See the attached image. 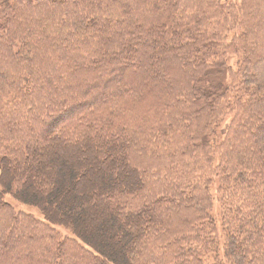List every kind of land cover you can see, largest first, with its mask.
Segmentation results:
<instances>
[{
	"label": "trees",
	"instance_id": "16d2710c",
	"mask_svg": "<svg viewBox=\"0 0 264 264\" xmlns=\"http://www.w3.org/2000/svg\"><path fill=\"white\" fill-rule=\"evenodd\" d=\"M17 3L33 17L1 10L0 73L34 87L9 104L0 91V264H70L54 227L82 242L81 264H264V0ZM51 7L78 41L32 39ZM5 195L44 223L22 235Z\"/></svg>",
	"mask_w": 264,
	"mask_h": 264
},
{
	"label": "rangeland",
	"instance_id": "374dc122",
	"mask_svg": "<svg viewBox=\"0 0 264 264\" xmlns=\"http://www.w3.org/2000/svg\"><path fill=\"white\" fill-rule=\"evenodd\" d=\"M7 2V4H3L0 6V17L3 15L1 13V10L3 8H8L9 11L8 13L13 14V15H20L21 20L17 21L15 23V21H13L12 17H7V21L10 24H18L21 25V21L25 18V16H30L33 17L30 13L32 12V8L29 6H21L17 3V0H2ZM223 2L226 1H233V0H221ZM10 8H17L20 11H13ZM35 20H37L38 22H40L41 24L43 23L44 27H35L32 24V21L29 23V25L27 27H29L31 29V34L33 33L34 35L32 36V39L34 38H40L41 40H45V41H54V40H58V39H68L72 42H76L78 41L77 37L75 36L74 32L69 31L66 29V27L69 25L71 22L69 20V18H64L61 16V13L58 9H56L55 7H51L48 11L46 16H41V17H34ZM55 24L54 27H49L50 24ZM69 23V24H67ZM234 30V29H233ZM60 38V36H62ZM232 35V31L230 33H228V40L226 42L229 41L230 37ZM9 38H14V37H10ZM16 42V40L18 39H12ZM54 47V44H53ZM53 47H48V49L42 53L40 56H36L37 58H40L41 56H45V55H50L53 53ZM16 48L21 49L24 52V55L28 58H33V53L27 51L25 48H23L21 46V44L19 43L18 45H16ZM60 53H62V51H60ZM63 55V54H62ZM65 56H63L62 58L64 59ZM80 58L82 60H85L84 56L81 55ZM224 59L226 60L227 64L231 67V74L227 75L225 80H224V84L227 87V93H226V104L227 102L229 104H233L234 98L238 95H240V81H241V76L237 73V69L240 63V59H241V54L238 52H233L231 50H229L228 52L224 53ZM28 75H22V76H17L15 74L12 73H0V91L1 94L3 96H7L6 102L9 104L11 101H14L16 99L19 98V102L21 100L25 99L26 95H29L31 90L34 87L33 82L30 80V78H27ZM12 82V83H11ZM24 97V98H23ZM23 105V104H21ZM234 115V111L232 112L231 110H228L224 115H223V125H225L226 123L230 122L232 117ZM133 162L135 164H137V160L133 159ZM1 178V177H0ZM1 186V185H0ZM210 191H211V196L213 199V203H212V207L210 208L211 212V219L214 222V224L217 226L218 230L221 232V217H222V209H221V203H220V196L222 195L221 191H219V193L216 191V186L213 185L210 187ZM4 200L5 202L12 208V210L15 213L18 214H23V215H18V217L16 218L15 221V228L21 232V234H26L25 233V225L23 222L27 221L28 224L30 223H34V222H43V217L41 216V213L39 212V210L35 207L32 206H28L25 204H21L18 201H16V199H14L13 197L9 196V195H5L4 196ZM57 202V206L55 208H59L60 206V202ZM17 216V215H16ZM36 220V221H35ZM38 222V223H39ZM90 223V220L88 221ZM57 231L55 232L53 230V234L55 235V237H62L64 238L65 235H68V232L65 230V228L62 227H56ZM99 237L101 238V236L99 235ZM106 237V236H104ZM106 240V239H105ZM65 242L70 244V248L68 251V256L64 254V257L66 259H74V253L73 250L70 249H76V243L73 240H68L65 239ZM218 258H222L223 255V244L224 241L223 239L220 238V236L218 237ZM79 249V248H78ZM60 253L62 254V252L60 251ZM63 255V254H62ZM82 263H86L84 260L82 261ZM22 264V263H20Z\"/></svg>",
	"mask_w": 264,
	"mask_h": 264
},
{
	"label": "bare ground",
	"instance_id": "6f19581e",
	"mask_svg": "<svg viewBox=\"0 0 264 264\" xmlns=\"http://www.w3.org/2000/svg\"><path fill=\"white\" fill-rule=\"evenodd\" d=\"M54 229L57 231L56 227H54ZM65 230L68 232V235H65V239H68V240H73L75 243H79L81 242L75 235H73V233H71V231L67 228H65ZM70 243V242H69ZM68 242L66 243L65 242V246H64V254L68 256V251H69V248H70V244ZM82 243V242H81ZM76 249H70V250H73V253H74V256L75 258L74 259H70V264H81V260L80 258L78 257L79 255V249H78V246L76 245Z\"/></svg>",
	"mask_w": 264,
	"mask_h": 264
}]
</instances>
